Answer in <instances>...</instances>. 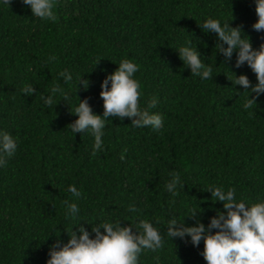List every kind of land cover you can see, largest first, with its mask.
Masks as SVG:
<instances>
[{"label": "trees", "instance_id": "trees-1", "mask_svg": "<svg viewBox=\"0 0 264 264\" xmlns=\"http://www.w3.org/2000/svg\"><path fill=\"white\" fill-rule=\"evenodd\" d=\"M55 12L56 22L45 21L21 0L10 6L0 0V131L18 143L7 167L0 166V264H47L57 235L67 242L65 229L79 222L134 226L140 219L161 232L164 247L144 251L139 264H206L203 241L196 248L190 238L172 240L167 224L183 222L195 209L207 226L223 211L206 192L209 186L235 188L236 200L249 207L264 202V95L252 109L243 108L251 93L238 95L243 89L227 75L246 74L255 85V74L247 64L235 68V54L229 65L222 63L216 34L198 24L214 18L243 26L242 38L258 49L264 33L252 29L254 0H58ZM182 46L201 52L212 79L191 75L180 59ZM123 59L139 65L134 78L141 83V107L157 97L151 111L164 126L156 132L110 117L103 150L93 156L91 133L68 127L78 119L71 110L88 98L94 114L102 115L101 84ZM65 70L70 83L59 76ZM83 77L91 82L87 91L79 85ZM57 83L70 105L57 93L58 104L49 108L40 97ZM29 84L36 89L32 96L21 91ZM174 171L185 185L176 197L165 188ZM70 185L83 193L80 199ZM66 200L78 204L79 221L66 218ZM132 204L138 212L127 211Z\"/></svg>", "mask_w": 264, "mask_h": 264}, {"label": "clouds", "instance_id": "clouds-1", "mask_svg": "<svg viewBox=\"0 0 264 264\" xmlns=\"http://www.w3.org/2000/svg\"><path fill=\"white\" fill-rule=\"evenodd\" d=\"M3 3L10 6L13 0H3ZM21 3L30 7L35 17L52 22L58 20L55 12L58 0H21ZM254 3L257 21L252 24V29L264 33V0H254ZM198 26L206 34H216L215 47L224 57L222 63L229 65L235 54V68L239 69L247 64L252 70L257 79L255 85L246 74L237 76L233 72L234 79L228 75L227 77L235 89L236 85L243 89L242 92L236 89L238 95L251 93L243 103L245 110L258 105L260 96L264 95V43H261L258 49H254L249 36V39L242 38L243 26L232 27V22L222 25L219 20L208 18ZM261 39L264 40V36ZM188 44L191 45V41ZM178 51L180 59L184 66L190 69L192 76L204 80L212 79L213 69L201 60L200 51L191 46H182ZM101 59L97 61L98 65ZM138 71L139 65L132 60L123 59L114 72L106 75L100 92L104 109L102 115L94 114L88 98L80 100L79 106L74 111L70 109L78 119L68 127L74 134L91 133L94 137L93 156L103 150L104 129L106 120L110 117L121 121L129 118L134 128L151 127L156 132H160L163 128L162 116L151 111L159 102L157 97L149 98L146 106L141 107V83L134 78ZM59 76L64 78L65 83H70L73 79L72 74L66 70L61 71ZM90 84L91 82L84 77L79 80V85H82L85 91L89 89ZM21 91L26 96L36 94V89L30 84L25 85ZM49 91L50 95L40 97L49 108L58 104L54 99L57 93L69 104L68 93L60 84H54ZM252 115L253 112H249V116ZM17 149V139L7 131H0V166L7 167L8 161L15 156ZM124 152H127V149ZM120 159H125L124 154H121ZM169 175L171 179L168 180L165 188L176 197L179 195L178 186L183 188L185 185L181 183L179 172L174 171ZM68 191L75 199L83 196L75 185H70ZM206 192L211 193L213 203H223V211H218L211 217L210 223L206 226L199 219L202 212L191 209L183 222L178 223L176 219L168 222L167 236L172 240L179 238L185 243H188L190 238V243L196 248H199L203 241L204 247L200 254L206 264H264V202L252 203L250 207L243 198L238 202L235 188H229L225 192L222 187L209 186ZM174 202L173 200L172 203ZM64 204L67 209L66 218L79 221L78 204L69 203L67 200ZM127 211L136 213L138 209L132 204L128 206ZM186 218L194 220L195 224L189 226ZM156 223H160L159 219ZM85 224L91 225V231L85 227ZM65 231L69 239L64 242L59 239L60 234L57 235V240L49 248L47 264H139L140 256L144 251L158 253L164 247L161 232L146 219H140L134 226L122 224L120 221L103 222L95 226L87 222H79V226L75 229L66 228ZM155 259L158 260L159 256L157 255Z\"/></svg>", "mask_w": 264, "mask_h": 264}]
</instances>
